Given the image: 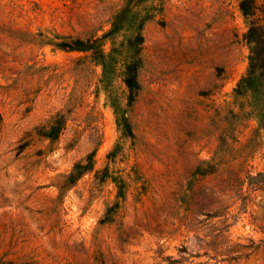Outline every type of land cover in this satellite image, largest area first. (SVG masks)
<instances>
[{
	"label": "rangeland",
	"instance_id": "rangeland-1",
	"mask_svg": "<svg viewBox=\"0 0 264 264\" xmlns=\"http://www.w3.org/2000/svg\"><path fill=\"white\" fill-rule=\"evenodd\" d=\"M241 1L0 0V264H264V72L237 95ZM119 14L106 86L91 53L50 44Z\"/></svg>",
	"mask_w": 264,
	"mask_h": 264
},
{
	"label": "trees",
	"instance_id": "trees-1",
	"mask_svg": "<svg viewBox=\"0 0 264 264\" xmlns=\"http://www.w3.org/2000/svg\"><path fill=\"white\" fill-rule=\"evenodd\" d=\"M257 2L258 0H242L240 3V9L250 24V30L246 36V39L252 48L249 75L239 84L238 89L235 91L239 96L247 93H253L254 95L258 91L257 88L254 87L255 78L259 72H264V25H259L256 21L258 17ZM121 14L115 17L116 21L113 25V29L102 38L92 37L89 40L69 38L70 40L65 39V41L61 43L50 42V44L56 49L65 52L91 53V61L99 66H102L103 68L104 72L102 82L103 85L106 86L110 75L109 69L111 67V63H113V51H111L109 54L105 52V42L108 36H111V34H116L117 31L120 30L119 25L122 20ZM127 73L128 74L125 83L127 84L131 94H134L135 89H137L138 65L136 63H131L127 68ZM123 121L126 127L129 128L126 117L123 118ZM64 129L65 124H63V118L61 117L52 127L50 132H44L41 134V136L55 141L59 139ZM89 171H91V167H83L81 163L75 165L72 173L67 179V184L73 185L79 178Z\"/></svg>",
	"mask_w": 264,
	"mask_h": 264
}]
</instances>
